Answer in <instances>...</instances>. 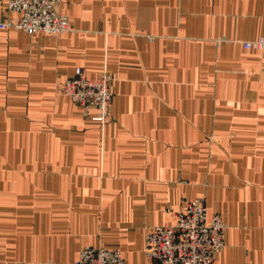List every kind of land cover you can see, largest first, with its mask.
<instances>
[{
	"label": "crops",
	"instance_id": "crops-1",
	"mask_svg": "<svg viewBox=\"0 0 264 264\" xmlns=\"http://www.w3.org/2000/svg\"><path fill=\"white\" fill-rule=\"evenodd\" d=\"M0 0V21L19 15ZM71 29L0 27V264L84 246L156 264L146 226L219 213L213 264H264V0H61ZM111 75L106 123L58 86ZM90 115L97 109L91 107Z\"/></svg>",
	"mask_w": 264,
	"mask_h": 264
},
{
	"label": "built area",
	"instance_id": "built-area-1",
	"mask_svg": "<svg viewBox=\"0 0 264 264\" xmlns=\"http://www.w3.org/2000/svg\"><path fill=\"white\" fill-rule=\"evenodd\" d=\"M61 0H7L9 11L19 15L15 22L0 21V27H14L29 33L59 34L71 29L68 17L56 10ZM246 48L264 50V35L241 42ZM112 77L103 72L88 78L78 67L72 76L60 82L62 95L77 103L85 116L106 123L110 118ZM95 107L97 113L90 115ZM173 222L146 226V255L156 264H213L225 246L227 224L219 213L207 216L200 199L185 201L171 213ZM65 264H124L120 252L104 246H84L78 257Z\"/></svg>",
	"mask_w": 264,
	"mask_h": 264
}]
</instances>
